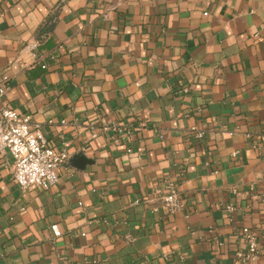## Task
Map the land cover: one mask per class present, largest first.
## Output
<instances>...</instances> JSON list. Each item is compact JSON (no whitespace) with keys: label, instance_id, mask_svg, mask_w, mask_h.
Segmentation results:
<instances>
[{"label":"crops","instance_id":"obj_1","mask_svg":"<svg viewBox=\"0 0 264 264\" xmlns=\"http://www.w3.org/2000/svg\"><path fill=\"white\" fill-rule=\"evenodd\" d=\"M0 73V109L69 153L53 187L21 190L0 152V264H233L243 226L264 264L247 195L264 177V0H0ZM111 123L133 130L91 138ZM164 178L174 215L150 198Z\"/></svg>","mask_w":264,"mask_h":264},{"label":"built area","instance_id":"obj_2","mask_svg":"<svg viewBox=\"0 0 264 264\" xmlns=\"http://www.w3.org/2000/svg\"><path fill=\"white\" fill-rule=\"evenodd\" d=\"M255 37L259 38L257 35ZM6 82L7 77L0 73V96L5 92ZM181 91L186 92L187 89L183 88ZM89 129L91 138H95L98 131H112L121 140L127 139L133 130L131 127L115 123L101 125L99 128L90 126ZM153 132L157 133L155 129ZM203 136V131L194 132V137L197 139H201ZM159 137L162 135L159 134ZM64 145L62 142L58 148L48 143L43 135L42 126L33 122L29 115L20 114L12 109H0V152H7L11 156L13 161L12 177L21 190L30 187L47 190L57 183L56 169L69 159V153ZM127 151L129 152L130 149ZM261 183L260 193L249 192L247 195L264 202V177ZM231 192L235 194L237 189L233 187ZM150 198L159 201L164 211L169 215H174L182 209L175 183L170 179L164 178L156 181L151 188ZM233 209L231 203L224 205V210L229 214ZM51 228L54 236L58 237L60 230L55 225ZM234 233L244 248L235 250L233 264H255L260 255L257 233L244 226L237 228ZM260 238H264V233ZM126 240L129 242L133 239L127 236Z\"/></svg>","mask_w":264,"mask_h":264},{"label":"trees","instance_id":"obj_3","mask_svg":"<svg viewBox=\"0 0 264 264\" xmlns=\"http://www.w3.org/2000/svg\"><path fill=\"white\" fill-rule=\"evenodd\" d=\"M52 25L49 26V29H51Z\"/></svg>","mask_w":264,"mask_h":264}]
</instances>
